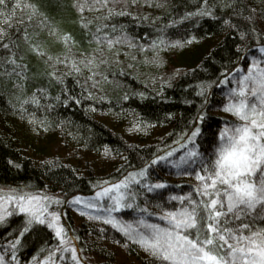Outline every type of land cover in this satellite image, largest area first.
I'll use <instances>...</instances> for the list:
<instances>
[{"label": "trees", "instance_id": "trees-1", "mask_svg": "<svg viewBox=\"0 0 264 264\" xmlns=\"http://www.w3.org/2000/svg\"><path fill=\"white\" fill-rule=\"evenodd\" d=\"M27 3L35 14L17 8L0 39V187L56 192L63 206L75 194L93 193L136 172L155 156L183 151L175 142L196 127L201 132L195 143L208 149L214 133L236 119L222 106L238 79L232 70L247 71L264 47V0ZM229 72L228 83H221ZM169 166L149 164L144 178L167 181L164 188L147 191L141 183L129 188L134 203L149 209L144 213L149 220L162 222L150 212L159 211L158 204L173 206L170 194L198 184L188 168L178 172ZM107 211L122 221L138 220L141 212L85 211L75 224L71 210L65 211L63 224L75 239L78 259L116 264L114 242L137 264H153L144 248L109 222ZM24 226L22 213L0 222L5 264H39L57 243L38 222L20 236ZM10 241L16 243L15 259Z\"/></svg>", "mask_w": 264, "mask_h": 264}, {"label": "snow or ice", "instance_id": "snow-or-ice-1", "mask_svg": "<svg viewBox=\"0 0 264 264\" xmlns=\"http://www.w3.org/2000/svg\"><path fill=\"white\" fill-rule=\"evenodd\" d=\"M94 2L103 7L109 0ZM17 8H31L35 14L34 5L27 0L24 3L0 0V25H3L0 26V39L14 22ZM114 11V8L109 9L110 13ZM206 14L211 15L210 12ZM26 18L31 19V16ZM102 35L107 37V33ZM107 43L111 46L112 40ZM259 51L264 53V47ZM232 71L237 72L238 79L233 80L235 86L225 93L222 106L236 119L226 122L214 133L208 149L201 151L195 143L201 132L200 127H196L182 142H175L183 149L178 154L179 159H167L175 149L167 151L163 156H155L143 168L129 173L128 177L105 184L95 193L96 197L108 198L109 208H131L133 204L128 203V199L135 193L128 189L133 181L140 182L147 191L164 188L167 184L164 180L144 183L149 164L167 160L178 172L188 168L194 174L198 184L192 191L170 194L168 200L176 202L173 206L158 204L160 210L150 212L162 222L145 218L144 213H149L147 207L135 221L117 220L111 216V211H107L109 222L144 248L153 258V264H264V59L252 57L247 71L242 74L237 69ZM231 75L229 72L221 83H228ZM33 102L37 101L34 99ZM200 115L202 118L204 114ZM184 174L188 175L189 171ZM53 200L59 202L58 197L42 192L37 194L14 186L0 187V222L11 215L9 207L14 206V210L25 214V226L20 230V236L33 223H46L56 230L61 243H65L63 226L57 223L58 215L47 208ZM72 200L84 203L80 196H73ZM98 206L104 205H88L91 208ZM20 236L16 237V243ZM16 243L9 242L13 259ZM68 247L75 258V248L70 244ZM53 255L49 252L40 264H45ZM0 264H5L3 254H0Z\"/></svg>", "mask_w": 264, "mask_h": 264}, {"label": "rangeland", "instance_id": "rangeland-1", "mask_svg": "<svg viewBox=\"0 0 264 264\" xmlns=\"http://www.w3.org/2000/svg\"><path fill=\"white\" fill-rule=\"evenodd\" d=\"M258 55L260 56L259 59H264V53L260 52ZM118 59L119 58H116L115 61L118 62ZM180 153H182L181 150L175 151V152H173L172 156L168 157L167 159H179V155L178 154H180ZM156 164H162V165L165 164L167 167H170L169 166L170 164L167 163V160L157 161ZM147 172H148V169H147ZM125 177H128V174L126 176H124L123 178H125ZM123 178H121V179H123ZM115 182H108V183H105V184H110V183H115ZM135 183H140V182L133 181L131 185H133ZM105 184L102 187H104ZM97 190H95L93 193H90V194H81V193L75 194L73 196H80L84 200V203H81L79 200H72V197H73L72 196L66 202L65 206L62 205L63 203H62L60 197L57 195L56 192L46 191L44 193L45 195H49V196H52V197H58L59 198V202H57L56 200H53L50 203H48L47 204V208H48L49 212H53V213H56L58 215L57 223L59 225L63 226V229H64L63 235L66 238V242L65 243H61L60 238L56 236V230L54 228H49L46 223L42 224V223L38 222L39 224L48 227L53 232V234L55 235V238H56V241H57V243L50 250V252H53L54 255L49 260L45 261V264H53V261L55 262V264H84L78 259V256H79V254H77L78 251H75V258H73V252H72L71 248L68 247L69 244L73 248H75L76 246L73 245L75 243L74 242L75 239L74 238H73V240L71 239V237L69 236L68 230L66 229V227L63 224V217L65 216L64 214H65L66 210H68V209L71 210L72 219L75 221L74 223L77 224L78 220H79L78 217H79V213L80 212L91 211V210L97 211V210H107V209H110V210H112V209H114V210L127 209V208H120V209L109 208L110 201H108L107 197H96L95 196V193H96ZM35 193L39 194L41 192H35ZM134 202H135L134 199H132V198L128 199V203L133 204V207H131V208H137V209L142 211L143 208L138 207L137 206L138 204H135ZM90 203L103 204L104 206L103 207H99L98 206L96 208H91V207H88V205ZM9 211L11 212V214L20 213L19 211L14 210V206H10L9 207ZM95 225L97 227V225H100V224L95 223ZM112 245L113 246H111V247L115 248V250L118 251V254H117V257H116V264H137L136 261H134L133 259H130L125 254L123 246L116 245V243H114V242H113ZM56 249H59V251H55ZM43 260H44V258L42 260H40V261H43ZM40 261H39V264H40ZM34 263L36 264L37 261H35Z\"/></svg>", "mask_w": 264, "mask_h": 264}]
</instances>
